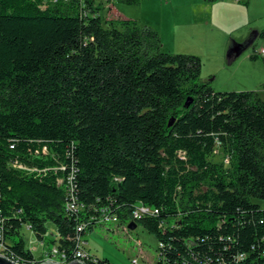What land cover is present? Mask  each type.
Segmentation results:
<instances>
[{"label":"trees","instance_id":"1","mask_svg":"<svg viewBox=\"0 0 264 264\" xmlns=\"http://www.w3.org/2000/svg\"><path fill=\"white\" fill-rule=\"evenodd\" d=\"M110 1L0 0L9 256L37 261L21 228L31 224L44 241L51 221L50 242L71 261L80 222L86 237L103 207L127 220L144 204L159 210L135 221L164 244L156 264H264L261 92L214 90L199 55L163 50L160 33L136 19H105ZM218 147L225 160L213 162ZM73 171L78 215L58 184Z\"/></svg>","mask_w":264,"mask_h":264},{"label":"rangeland","instance_id":"2","mask_svg":"<svg viewBox=\"0 0 264 264\" xmlns=\"http://www.w3.org/2000/svg\"><path fill=\"white\" fill-rule=\"evenodd\" d=\"M146 10L145 5L140 7L139 4L129 5L112 0L105 4L101 14L105 19L121 17L140 21L137 18L140 13L145 15ZM242 15L244 23L241 29L235 32L231 40L227 38L229 46L226 45V48L229 49V54L232 53L234 61L232 64L229 62V68H218V73L209 72L208 69L201 72V78L210 81L216 91L254 90L260 91L264 99V59L260 53H257L258 58L253 57L256 51L261 52L264 48V37L260 35L264 28V0H252L250 9H245ZM106 27H108L107 24ZM178 45H181L180 49H189L184 42H178ZM240 45V50L236 51ZM211 160L213 162L225 160L222 148H217ZM259 202L264 208V202ZM130 222L131 219H121L119 223H96L86 236L88 249L100 258L109 259L111 264H135L133 263L134 258L139 260V264H156L159 246L156 236L141 224L133 230L129 229ZM47 227L48 233L44 241L39 240L33 229H28L26 224L21 228V235L27 248L34 252L38 260L42 259L45 250L53 246L50 242L51 238L56 237L55 224L49 221Z\"/></svg>","mask_w":264,"mask_h":264},{"label":"crops","instance_id":"3","mask_svg":"<svg viewBox=\"0 0 264 264\" xmlns=\"http://www.w3.org/2000/svg\"><path fill=\"white\" fill-rule=\"evenodd\" d=\"M139 5H145L147 10L137 19L160 33L163 50L199 55L202 73L207 69L218 73V68H229L234 61L226 48L227 38L231 40L241 29L242 14L250 9L252 0H144ZM178 42H184L189 49H180ZM240 48L241 45L236 51Z\"/></svg>","mask_w":264,"mask_h":264},{"label":"built area","instance_id":"4","mask_svg":"<svg viewBox=\"0 0 264 264\" xmlns=\"http://www.w3.org/2000/svg\"><path fill=\"white\" fill-rule=\"evenodd\" d=\"M236 2H242L243 0H233ZM261 56L264 57V48L260 52ZM46 152V148L44 149V153ZM21 168H26L23 165H19ZM61 169L65 170L66 167L62 166ZM31 171H37L36 168H31ZM75 171V170H74ZM74 171L71 172L67 177H61L58 179V184L63 185L65 187V209L69 214L78 215L81 211L84 210V205L79 202L78 195H77V186L74 183ZM159 210L153 209L147 205L139 204L135 207L131 222L136 221L140 218H142L144 215H158ZM90 220H95L94 223H119L121 221L120 215L113 211L109 206H105L101 209L100 216L95 219L92 218ZM89 223L86 221L80 222L77 228V235L75 236V241L77 243V248L75 250V253L73 255V258L71 261L74 260H82L86 262L87 264H97L98 259L95 255H93L87 248L88 242L86 241V237L82 235V232L87 228ZM28 229H33L31 224H26ZM170 226L168 222H161L160 227L163 229H167ZM129 228V227H128ZM130 229V228H129ZM8 239L6 238L5 234V219L3 217H0V254L8 257L9 259L15 261L16 263H22L19 260H16L14 258H11L9 256L10 252L8 249ZM158 257L161 255V249L164 244L158 243ZM242 257V256H240ZM46 260L54 261L59 264H68L71 262L66 253L64 251H61L57 245H54L52 249H47L42 254V259H39L37 261L32 262H44ZM133 263L139 264V260L137 258L133 259Z\"/></svg>","mask_w":264,"mask_h":264},{"label":"water","instance_id":"5","mask_svg":"<svg viewBox=\"0 0 264 264\" xmlns=\"http://www.w3.org/2000/svg\"><path fill=\"white\" fill-rule=\"evenodd\" d=\"M191 102H192V99H189L186 102V107H189ZM171 123H172V120H171L170 124ZM136 227H137V223L135 221L130 222V224H129V228L130 229L133 230ZM0 264H26V263H16L15 261L9 259L8 257L0 254ZM33 264H59V263L54 262V261L46 260L44 262H36V263H33ZM68 264H87V263L82 261V260H74V261L69 262Z\"/></svg>","mask_w":264,"mask_h":264}]
</instances>
